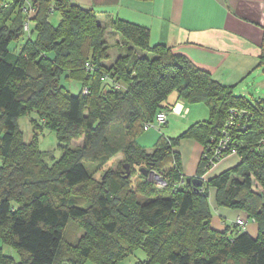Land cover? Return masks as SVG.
Instances as JSON below:
<instances>
[{"label":"trees","instance_id":"obj_1","mask_svg":"<svg viewBox=\"0 0 264 264\" xmlns=\"http://www.w3.org/2000/svg\"><path fill=\"white\" fill-rule=\"evenodd\" d=\"M25 3L0 0V240L17 254L15 260L0 246V264H116L135 248L146 254L135 264H264V151L257 145L264 138V110L259 103L236 95L233 86L170 47L150 45L148 28L118 18L110 28L124 49L106 66L108 44L95 11L70 0H32L30 30L24 31ZM54 12L57 24L49 18ZM23 33L27 39L15 52ZM144 51L153 56L139 54ZM257 65L264 66V29ZM62 75L80 83L75 93L61 84ZM179 100L204 102L209 120L161 136L150 152L140 146L136 139L143 123L157 112H171ZM230 109L247 113L245 127L232 130L239 161L199 187L187 184L173 148L184 138L203 148L221 134ZM31 112L40 121L36 128L53 131L65 144L52 163L36 138L24 142L21 137L17 119ZM79 138L80 145L69 146ZM118 153L127 159L122 169L94 179ZM124 163L130 173L138 165L143 182L135 188L130 175L124 177ZM208 169L200 157L195 176ZM150 171L166 181L162 190L147 181ZM252 176L262 192L252 189ZM209 188L217 206L253 219L256 237L236 224L223 231L211 226ZM164 190L170 194L162 195ZM69 222L83 232L75 243L65 239Z\"/></svg>","mask_w":264,"mask_h":264},{"label":"crops","instance_id":"obj_2","mask_svg":"<svg viewBox=\"0 0 264 264\" xmlns=\"http://www.w3.org/2000/svg\"><path fill=\"white\" fill-rule=\"evenodd\" d=\"M70 1L95 11L97 22L104 28L108 45L112 44L110 39L113 37V42H118V35L110 30V21L113 19L118 18L144 26L149 29L150 45L163 44L170 47L174 53L185 56L225 85L237 83L258 62L264 29V0ZM117 51L118 49H114L111 63L116 59ZM79 86V82L69 81L68 88L71 92L75 93ZM174 99L173 93L169 100L173 102ZM176 103L182 104L188 111L185 116L172 111L167 113L165 126L169 127L173 136L199 121L192 106L181 100ZM173 150L179 155L183 175L195 176L198 172L202 145L194 139L184 138ZM238 161L236 155H229L202 177L206 180ZM214 196L215 190L209 188L211 226L215 230L223 231L226 226L233 225L234 220L244 213L238 209L217 206ZM243 231L256 237V223L249 219Z\"/></svg>","mask_w":264,"mask_h":264},{"label":"rangeland","instance_id":"obj_3","mask_svg":"<svg viewBox=\"0 0 264 264\" xmlns=\"http://www.w3.org/2000/svg\"><path fill=\"white\" fill-rule=\"evenodd\" d=\"M10 1V0H8ZM32 2V0H25V2ZM32 4V3H31ZM29 21H30V17ZM50 21L53 24H57L59 20V14L57 12H54L50 17ZM110 30L113 32V30L110 28ZM115 33V32H113ZM116 34V33H115ZM118 35V34H117ZM28 34L23 33L18 41H17V47L15 49V52H18L20 47L25 43L27 39ZM34 37V33L31 35ZM114 38V37H113ZM113 38L110 39V45H108V54L109 58L107 63H105L106 66H109L111 64V55L114 54V49H118L116 56L118 57L119 54L121 53L119 49H121L122 45L119 43L121 40V37L118 35V42H113ZM108 44V43H107ZM124 49V47L122 48ZM140 55H146L147 57H152L153 54L151 52H139ZM116 57V58H117ZM110 60V61H109ZM114 61V60H113ZM110 62V63H109ZM258 64V62H257ZM255 65L254 68L247 73L246 75L242 76L237 83L231 85L233 86V91L236 95H241L244 96L246 99H248L253 105H257L259 103L260 107L264 110V66L263 65ZM60 82L61 84H64L66 86H69V81L64 79V75L60 77ZM85 87V86H84ZM74 92V91H73ZM179 104V103H177ZM188 104V103H187ZM188 106H192L196 116L198 117V120H209L210 118V112L208 106L204 102H199V103H192L188 104ZM177 109V108H176ZM40 124V121L37 117V114L35 112L31 113H25L21 116L18 117L17 119V126L19 131L21 132V137L24 142H29L32 139L36 138V142L38 145L39 150L43 153L44 159L47 160L48 163H52L56 160H58L61 157L62 150L65 146L64 143H61L57 137L56 134L45 128V127H40L36 128V125L34 124ZM177 128V127H176ZM173 137L172 131H170L169 127L164 125L160 130L157 129H148L145 131H141L137 135V143L140 146H143L147 151H151L154 148V144L157 142V140L161 137ZM176 136V135H174ZM82 142V138L79 139H73L70 141L69 146H78ZM127 159L122 155L121 153H118L116 156L111 158L105 165L104 167L95 172L93 175L94 179L97 181H101V174L103 171L105 173L103 176L109 171H114V172H119L122 169V163L126 162ZM1 162V159H0ZM134 171L130 173L129 179H130V184L132 188L137 187L142 181V177L140 176L139 172L137 171L138 165L134 166ZM213 169V168H212ZM210 169L209 171L211 172ZM151 172V171H150ZM156 172V171H155ZM158 173V172H156ZM150 184L158 189L160 187H157L155 183L153 184L151 181H153L149 176H148ZM252 189L256 192H262V188L260 183L252 176ZM162 195H169L170 191L164 190L161 192ZM215 197V196H214ZM242 211V210H241ZM244 215L241 216V218L245 219L246 222H244L245 226L241 227L236 223L237 218L234 220L233 224L237 226L238 228L245 229L247 225V221L252 218L248 216L246 212H244ZM78 224L74 222H69L68 225L66 226L65 229V239L70 242V243H75L78 241V238L82 235V231L78 230ZM0 245L3 247V252L7 255L12 256L17 260V254L16 252L11 249L8 245H4L0 241ZM146 259V254L141 248H135L131 254L123 258L122 260L118 261L116 264H135L140 260H145ZM85 264H95L92 261H87Z\"/></svg>","mask_w":264,"mask_h":264},{"label":"built area","instance_id":"obj_4","mask_svg":"<svg viewBox=\"0 0 264 264\" xmlns=\"http://www.w3.org/2000/svg\"><path fill=\"white\" fill-rule=\"evenodd\" d=\"M24 12L26 13V20L23 23V30L29 31L30 30V21L29 18L31 16V13L34 11V6L26 1L24 8ZM88 66V63H86ZM104 81L108 78L105 76L102 78ZM113 86L115 89L121 88V85L119 83H113ZM82 93L86 94L88 93L87 87H83L81 89ZM178 106L177 103L173 106L172 112L185 116L187 114L188 109L184 107L182 104L180 105L179 109H176ZM246 111L243 110H235L230 109L228 117L226 119V122L224 126L221 129V134L216 137H211L210 141L203 146L201 157L205 160L206 166L209 167L208 171L215 167V165L220 162L224 157L228 155H236V145H235V136L232 132L234 127H245V123L247 120ZM167 122V113L165 111L157 112L154 119L151 121H145L143 123L142 129L148 130V129H157L160 130ZM243 124V125H242ZM242 125V126H240ZM235 138V139H234ZM258 149L264 151V138H261L258 143ZM149 177L153 180L155 185L157 187L163 188L166 185V181L162 177L161 174L156 173L154 171H151L149 173ZM203 178V177H201ZM205 180V179H204ZM244 222L246 220L241 217H237L236 223H238L239 226L243 227L245 226Z\"/></svg>","mask_w":264,"mask_h":264},{"label":"water","instance_id":"obj_5","mask_svg":"<svg viewBox=\"0 0 264 264\" xmlns=\"http://www.w3.org/2000/svg\"><path fill=\"white\" fill-rule=\"evenodd\" d=\"M123 167H124V170H125V174H124V177H128L130 175V170H129V164L128 163H124L123 164ZM140 171H142V173L144 175H147V171L144 169V168H140ZM204 179L201 178V177H190L188 176L186 179H185V182L189 185H192L193 187H196V186H201L203 183H204Z\"/></svg>","mask_w":264,"mask_h":264},{"label":"bare ground","instance_id":"obj_6","mask_svg":"<svg viewBox=\"0 0 264 264\" xmlns=\"http://www.w3.org/2000/svg\"><path fill=\"white\" fill-rule=\"evenodd\" d=\"M179 108H180V105L177 106V109H179Z\"/></svg>","mask_w":264,"mask_h":264}]
</instances>
